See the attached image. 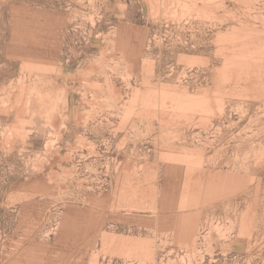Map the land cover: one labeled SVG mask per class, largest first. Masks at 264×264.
<instances>
[{
	"label": "rangeland",
	"instance_id": "obj_1",
	"mask_svg": "<svg viewBox=\"0 0 264 264\" xmlns=\"http://www.w3.org/2000/svg\"><path fill=\"white\" fill-rule=\"evenodd\" d=\"M0 264H264V0H0Z\"/></svg>",
	"mask_w": 264,
	"mask_h": 264
}]
</instances>
